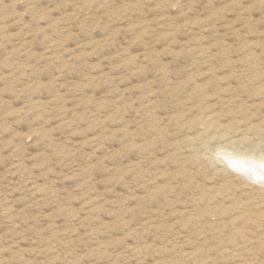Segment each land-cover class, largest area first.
Wrapping results in <instances>:
<instances>
[{
  "label": "rangeland",
  "instance_id": "obj_1",
  "mask_svg": "<svg viewBox=\"0 0 264 264\" xmlns=\"http://www.w3.org/2000/svg\"><path fill=\"white\" fill-rule=\"evenodd\" d=\"M262 163L264 0H0V264H264Z\"/></svg>",
  "mask_w": 264,
  "mask_h": 264
},
{
  "label": "bare ground",
  "instance_id": "obj_2",
  "mask_svg": "<svg viewBox=\"0 0 264 264\" xmlns=\"http://www.w3.org/2000/svg\"><path fill=\"white\" fill-rule=\"evenodd\" d=\"M238 141V140H237ZM232 161V160H231ZM243 161V160H242ZM249 162V161H248ZM255 162V161H254ZM238 163V162H237ZM243 164V163H242ZM245 164H246V161H245ZM254 164H256V162L254 163ZM260 164V163H259ZM234 167H236V165L234 166ZM240 167V166H239ZM252 167V166H251ZM238 168V167H237ZM255 168L256 169H258V170H260L259 172H261L260 174L262 175V176H260V179H261V181L263 180V182H262V184L264 183V163H262V165L261 166H255ZM238 170V169H237ZM251 170V169H250ZM250 170H248L249 172H251ZM254 172V171H253ZM245 172H243V174H244ZM255 176V175H254ZM253 176V177H254ZM254 179H256L255 177H254ZM253 180V179H252ZM256 181V180H255ZM257 182H258V180H257Z\"/></svg>",
  "mask_w": 264,
  "mask_h": 264
}]
</instances>
